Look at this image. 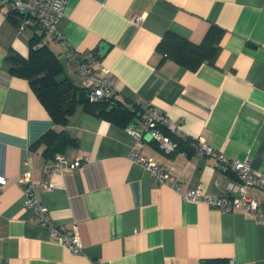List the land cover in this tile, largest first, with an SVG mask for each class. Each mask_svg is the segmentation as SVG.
I'll return each instance as SVG.
<instances>
[{
	"label": "crops",
	"instance_id": "1",
	"mask_svg": "<svg viewBox=\"0 0 264 264\" xmlns=\"http://www.w3.org/2000/svg\"><path fill=\"white\" fill-rule=\"evenodd\" d=\"M10 9L0 0V175L7 179L0 191V264H91L95 258L105 264H264L262 222L184 196L196 184L204 197L226 195L228 175L215 158L195 148L163 152L146 139L140 153L167 168L182 184L175 190L131 160L128 134L150 106L166 116L173 135L202 140L264 175V0H66L56 24L66 44H48L62 65L58 79L67 77L81 90L78 60L65 53L71 47L90 56L96 74L113 78L114 97L140 111L128 126L82 105L66 124L55 123L28 80L7 68L10 53L27 57L34 34L10 22ZM211 25L220 33L213 63L190 69L157 48L167 31L199 43ZM101 42L108 44L103 55ZM48 131L74 140L56 155L81 159V166L49 173L53 158L44 155L41 140ZM24 170L52 220L76 229L79 253L25 206L18 180ZM245 194L264 204L263 189L248 187Z\"/></svg>",
	"mask_w": 264,
	"mask_h": 264
},
{
	"label": "built area",
	"instance_id": "2",
	"mask_svg": "<svg viewBox=\"0 0 264 264\" xmlns=\"http://www.w3.org/2000/svg\"><path fill=\"white\" fill-rule=\"evenodd\" d=\"M7 2L10 8L19 16V27L29 26L33 31L39 30L44 34L42 40L44 44L57 40L62 44H66L64 36L56 27L57 21L64 13L66 0H7ZM134 18L137 21L141 19L140 16H134ZM65 54L69 58L78 60L77 71L82 78V89L88 92L89 101L104 99L113 94V78L96 74L92 68L90 56L78 55L71 47H68ZM168 125V119L162 112L150 106L144 107L141 126L128 128V134L131 138L130 158L133 162L142 164L159 181L172 182L174 189L180 190L182 184L169 173L165 166L152 158H145L139 151V147L144 144L146 137H149L151 141L155 142L159 150L167 153L173 152L177 143L162 131V128H168ZM176 136L186 139L185 136L180 134ZM191 142L195 149L215 158L218 162V168L228 175V179L223 185L226 195L204 197L201 194L200 184H196L187 188L184 196L195 202L204 201L224 211L240 210L247 212L264 224V204L245 194L248 187H257L264 190V175L251 170L246 161L227 160L223 154L215 151L202 140H192ZM23 164L27 167L26 161ZM81 164V159L71 161L65 156L57 154L48 166V171L53 174L58 169L77 168ZM18 180L25 195L24 204L33 210L34 219L47 226L50 235L64 244L68 250L79 253L82 250V244L76 229L74 227L67 229L52 220L48 210L38 201L35 195L29 170L22 171ZM6 182V177L0 175V191ZM43 186L46 189L51 188L50 182L47 181L43 183ZM91 264L105 263L101 259L95 258L92 259Z\"/></svg>",
	"mask_w": 264,
	"mask_h": 264
},
{
	"label": "trees",
	"instance_id": "3",
	"mask_svg": "<svg viewBox=\"0 0 264 264\" xmlns=\"http://www.w3.org/2000/svg\"><path fill=\"white\" fill-rule=\"evenodd\" d=\"M8 18L13 25H17L19 22V16L12 9L8 13ZM33 32L34 34L29 39L27 57H22L14 52L6 56L5 62L11 74L28 80L32 91L55 123L66 124L68 116L78 105H82L86 112L118 126H128L136 122L135 118L140 115V111L126 106L113 94L104 99L80 103L77 98L80 89L72 85L67 77L58 79L63 71L62 65L48 47L49 43H42L44 34L39 30ZM219 38V30L212 25L199 43H194L167 31L158 42L157 48L163 56L190 69H195L204 61L213 63L219 50V45H217ZM162 131L177 143L173 152L188 153L189 149L194 148L190 139H181L170 133L167 128H162ZM41 140L44 142L43 153L50 158H54L56 153L61 152L67 144H75L74 140L66 134L54 131L44 133Z\"/></svg>",
	"mask_w": 264,
	"mask_h": 264
},
{
	"label": "water",
	"instance_id": "4",
	"mask_svg": "<svg viewBox=\"0 0 264 264\" xmlns=\"http://www.w3.org/2000/svg\"><path fill=\"white\" fill-rule=\"evenodd\" d=\"M107 49H108V44H106L105 42H101L99 44V54L100 55H103ZM77 98L79 102H88L89 101L88 92L83 89L79 90L77 93ZM146 139L150 140L149 137H146Z\"/></svg>",
	"mask_w": 264,
	"mask_h": 264
}]
</instances>
